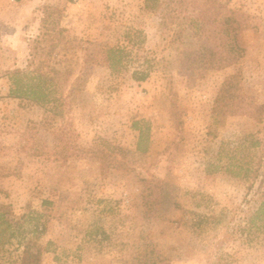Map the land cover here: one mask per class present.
Masks as SVG:
<instances>
[{
  "label": "rangeland",
  "instance_id": "1",
  "mask_svg": "<svg viewBox=\"0 0 264 264\" xmlns=\"http://www.w3.org/2000/svg\"><path fill=\"white\" fill-rule=\"evenodd\" d=\"M161 1L0 0V264L28 241L40 264H264V237L234 229L264 153V0H215L253 28L236 63L202 72L181 64L201 42L160 24ZM34 52L29 70L66 73L45 87L57 103L8 96ZM192 213L220 221L195 229Z\"/></svg>",
  "mask_w": 264,
  "mask_h": 264
},
{
  "label": "trees",
  "instance_id": "2",
  "mask_svg": "<svg viewBox=\"0 0 264 264\" xmlns=\"http://www.w3.org/2000/svg\"><path fill=\"white\" fill-rule=\"evenodd\" d=\"M148 1H152V4H155L156 0H146V6ZM185 2L186 0H162L159 3V6H164L159 15L160 24L163 27H168L171 20L177 16L180 20L179 27H185L186 22H188L187 25H191L192 34L201 42L197 50L184 51L182 53L181 64L186 63L189 68L196 67L199 68V72H202L222 69L236 63L244 52L239 34L244 30L253 28V25L249 22L250 17L239 10L227 9L217 4L215 0H188V5L191 6L193 11L187 13V7L182 8ZM152 6L157 7V5ZM171 7H181L183 10L174 11L171 10ZM47 9L45 7L41 18L43 26L47 23L49 17ZM55 24L56 21L54 24L51 22V25ZM182 27L180 28L182 29ZM59 32H61V29ZM174 34L180 36L181 30L175 31ZM48 40L52 42L53 39L50 37ZM57 42L51 43L50 47H55ZM33 54L35 52L30 54V60L26 63V69H15L8 73L10 85L8 96L16 99H25L37 105H44L48 102L57 103L58 99L51 97L52 93L45 87L47 83L60 87V84L66 80V73L55 69H48L47 72H42L41 62L29 70L34 65L35 55ZM105 54L106 61L112 60L111 65H109L111 68L115 60H118L117 62L120 61L122 51L120 49L108 48ZM59 77H61V80ZM145 77L146 75L141 73L136 74L134 78L139 82L143 81ZM257 145H260V143L254 142L251 146ZM136 150L140 153L146 152L147 130L139 132ZM220 155L221 150L218 152V159ZM226 168L228 169V167ZM228 170L230 171V169ZM244 176L249 179L250 188L255 184L256 186L252 193V205L247 210L240 211L241 215L237 224L234 225V229L237 234L243 236L246 243H250L259 236L264 237V153L259 155L257 163L253 168L245 170ZM192 215L190 224L195 229L201 228L203 223L211 222L214 226L220 221L215 215L206 216L198 213H192ZM150 216H155V211ZM41 253V247L35 242H26L22 250L20 264H40Z\"/></svg>",
  "mask_w": 264,
  "mask_h": 264
}]
</instances>
